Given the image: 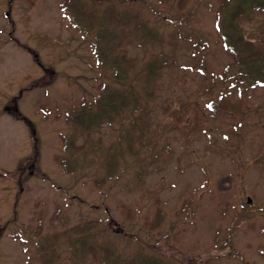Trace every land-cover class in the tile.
I'll list each match as a JSON object with an SVG mask.
<instances>
[{"label": "rangeland", "instance_id": "obj_1", "mask_svg": "<svg viewBox=\"0 0 264 264\" xmlns=\"http://www.w3.org/2000/svg\"><path fill=\"white\" fill-rule=\"evenodd\" d=\"M62 1L0 0V264H101L73 242L91 220L95 249L125 262L141 250L197 264L213 249L208 264H264V87L231 81L220 0L117 4L152 32L110 27L133 68L158 62L150 83L111 78ZM239 22L264 36V10ZM105 85L138 107L75 131L66 111Z\"/></svg>", "mask_w": 264, "mask_h": 264}, {"label": "trees", "instance_id": "obj_2", "mask_svg": "<svg viewBox=\"0 0 264 264\" xmlns=\"http://www.w3.org/2000/svg\"><path fill=\"white\" fill-rule=\"evenodd\" d=\"M136 0H63L60 4L65 9L66 18L72 23L81 35L90 40L96 60L100 65L109 69L111 78L118 81L129 80L132 76L141 78L145 82L153 78L156 73L155 67L157 61L154 59L148 60L143 64L141 70L133 68V59L127 53L119 51L117 46L121 42L113 34L111 26L126 24L129 29L125 31L131 33L139 29L147 37H151V33L147 28V22L137 18V13L130 9H118L117 4L126 2L131 7ZM109 2V3H108ZM264 10V0H220L215 8V31L221 41L222 46L231 55V63L228 67L233 70L229 76L232 77V82L244 85H261L264 87V36L252 38L248 32L242 28L239 20L241 17H249L255 10ZM139 14V12H138ZM95 16L98 21H94ZM144 27V29H143ZM197 39L193 42L194 50L199 42ZM227 67V68H228ZM227 75V70L225 71ZM222 75L225 77L226 75ZM146 91V90H145ZM137 95L131 88H126L122 91L116 88H111L105 85L104 89L98 95L91 99H86L80 102L77 106L71 107L66 111V120L71 123L75 131L81 130L89 133L100 126L101 123L110 122L116 113L120 114V110L126 109L132 114L138 105L136 101ZM136 101V102H135ZM138 107V106H137ZM16 117L23 118V115L14 113ZM27 120V119H26ZM28 121V120H27ZM128 141V140H127ZM69 145L66 149L68 150ZM131 146H128V149ZM65 149V150H66ZM122 150L119 154L123 155ZM61 158V157H60ZM65 165L64 162H62ZM114 164H103L106 167L105 171L110 174L115 171ZM70 164H67V169H70ZM72 167V166H71ZM91 222L84 223L85 228L81 229L78 236L73 242L77 243L83 251L92 253V256L101 261V264H165V253L155 255L154 252H145L139 250L137 254L129 258L125 262L121 258V253L110 248V246L98 252L94 244L90 242L93 238V232L90 230ZM219 245L220 251L229 247V242ZM224 245H228L225 246ZM217 249V247H214ZM222 252L208 250L204 259H196L197 264H208L207 260L221 256Z\"/></svg>", "mask_w": 264, "mask_h": 264}, {"label": "water", "instance_id": "obj_3", "mask_svg": "<svg viewBox=\"0 0 264 264\" xmlns=\"http://www.w3.org/2000/svg\"><path fill=\"white\" fill-rule=\"evenodd\" d=\"M247 200H248V202H250V200H251V199H250V197H249V196H247Z\"/></svg>", "mask_w": 264, "mask_h": 264}]
</instances>
